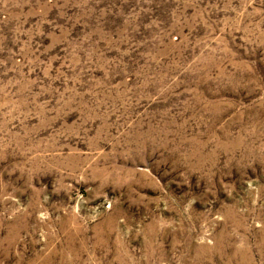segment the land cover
I'll return each mask as SVG.
<instances>
[{
	"label": "rangeland",
	"instance_id": "374dc122",
	"mask_svg": "<svg viewBox=\"0 0 264 264\" xmlns=\"http://www.w3.org/2000/svg\"><path fill=\"white\" fill-rule=\"evenodd\" d=\"M0 264H264V0H0Z\"/></svg>",
	"mask_w": 264,
	"mask_h": 264
}]
</instances>
